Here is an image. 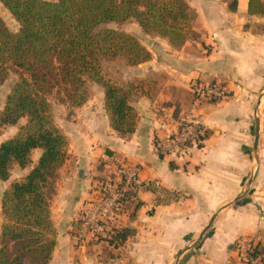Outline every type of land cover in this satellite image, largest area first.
<instances>
[{
  "label": "crops",
  "instance_id": "obj_1",
  "mask_svg": "<svg viewBox=\"0 0 264 264\" xmlns=\"http://www.w3.org/2000/svg\"><path fill=\"white\" fill-rule=\"evenodd\" d=\"M184 1L195 38L175 49L154 37L148 62L110 77L146 84L130 104L135 133L123 138L112 130L95 84L93 96L58 127L68 159L50 208L56 245L48 264H238L237 241L264 249V16L249 15L248 0ZM194 82H218L227 95L194 103ZM161 109L199 124L208 137L183 155L164 153L157 143L169 126ZM109 159L138 166L141 182L159 186L127 205L120 226L134 234L118 247L78 243L77 219L92 197L93 177L101 175L96 165L107 174ZM101 247L113 256H97Z\"/></svg>",
  "mask_w": 264,
  "mask_h": 264
},
{
  "label": "trees",
  "instance_id": "obj_2",
  "mask_svg": "<svg viewBox=\"0 0 264 264\" xmlns=\"http://www.w3.org/2000/svg\"><path fill=\"white\" fill-rule=\"evenodd\" d=\"M0 5L19 26L12 33L0 17V86L9 72L18 75L0 123L12 126L26 119L16 137L0 144V181H8L14 166L30 169L2 195L0 264H21L23 257L28 264H48L56 245L51 200L68 159L67 141L53 121L50 99L74 110L93 96L95 84L104 91L112 130L123 138L131 136L138 116L130 104L144 88L137 93L138 87L112 83L104 64L120 59L133 67L151 55L128 33L98 29L134 21L144 35L155 34L179 49L191 32L192 17L184 0H0ZM247 11L264 16V0H248ZM199 137L203 141L208 133L201 128ZM35 151L39 158L33 164ZM133 234L122 227L107 243L116 248Z\"/></svg>",
  "mask_w": 264,
  "mask_h": 264
},
{
  "label": "built area",
  "instance_id": "obj_3",
  "mask_svg": "<svg viewBox=\"0 0 264 264\" xmlns=\"http://www.w3.org/2000/svg\"><path fill=\"white\" fill-rule=\"evenodd\" d=\"M194 103L220 102L226 97L225 87L218 83L194 82L190 86ZM162 121L169 126L163 142L158 146L166 154L182 152L188 145L201 142V126L186 117L174 118L164 109L159 111ZM109 166L105 179L96 182L90 201L86 203L76 231L78 243L92 241L97 237L109 240L115 230L121 228V218L127 216V205L135 203L140 193L158 183L141 182L139 168L125 162L107 160ZM238 264H264V249L252 240H239L234 245Z\"/></svg>",
  "mask_w": 264,
  "mask_h": 264
},
{
  "label": "rangeland",
  "instance_id": "obj_4",
  "mask_svg": "<svg viewBox=\"0 0 264 264\" xmlns=\"http://www.w3.org/2000/svg\"><path fill=\"white\" fill-rule=\"evenodd\" d=\"M43 1L55 2L56 0H43ZM0 17L3 19V21L5 22L7 28L9 29L10 32L16 33L18 31V29H19L18 24L14 21V19L10 16V14L1 5H0ZM106 29L119 30L121 32L126 31L128 33H131L130 35L137 38L139 40V42L146 49H147L146 46H148V43H147L148 40H152V38L157 37L155 34H150L149 36H145L142 38V35H140V33H139V32H141L140 28L138 27L137 23L134 21H131V22H128V23H125L122 25L112 23V24H109L106 26H101L98 30L100 31V30H106ZM189 37H194V35H189ZM127 66L128 65L126 64L125 60H120V59L116 60V61L105 63L104 64V72H105L107 79L110 81H111L110 77H114L116 79H121L120 78L121 70H124V68ZM17 81H18V75L15 72H9L6 80L0 86V115L4 111L5 104H6V98L10 94L12 87L14 86V84ZM111 82H113V81H111ZM115 82L121 86H124V87H130V86L138 87L137 93H140L141 91H139V90L143 89L146 86L145 83H140L137 80L134 81L133 83H128V84H120L117 81H115ZM139 87H140V89H139ZM93 94H94V91H93ZM191 99H192V96H191ZM50 111H51V115L53 117V121L57 127H60V125H62L64 123L66 118L68 120H71L73 113H74V111L71 108H69L68 106H64V105L62 106L54 98L50 99ZM25 123H26V119H24V118L20 119L15 125H12V126L4 125V124L0 123V144L6 140H9V139L16 137V135L19 132L20 127L24 126ZM186 150H187V148L185 150H183L182 152L173 153V155H176V156L183 155ZM38 158H39V152H34L32 154L33 164L36 163ZM96 167L101 172V175L97 176V177H93V181L94 182L103 181L105 179V176H106V174H104V175L102 174L103 171L105 170L103 167V164L100 162L96 165ZM28 169L21 171V170H19L18 167L14 166L10 172V177H9L8 181H6V182L0 181V230H1V224H2V214H1L2 195L6 191V189L10 186L11 183L23 180L24 175ZM57 183H59V179L57 180ZM55 196H56V194L54 195V197ZM92 196H93V194H92ZM54 197L51 200V204L54 200ZM79 219H80V215L77 219V223L79 222ZM88 242L93 243V244L95 242L96 243H102V247H104L103 244H105L107 242V237L106 236L97 237L96 240L92 239V241H88ZM85 243H87V242H85ZM102 247H101V251H104V252H95V253H97V256H100V255L113 256V255L109 254L108 252H106L105 250H102L103 249ZM21 264H28L26 257H23Z\"/></svg>",
  "mask_w": 264,
  "mask_h": 264
}]
</instances>
